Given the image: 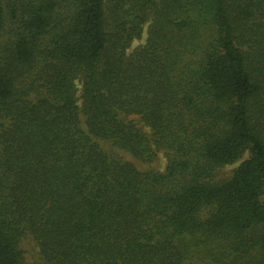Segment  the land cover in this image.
I'll return each instance as SVG.
<instances>
[{
    "label": "trees",
    "instance_id": "16d2710c",
    "mask_svg": "<svg viewBox=\"0 0 264 264\" xmlns=\"http://www.w3.org/2000/svg\"><path fill=\"white\" fill-rule=\"evenodd\" d=\"M25 240L264 264V0H0V264Z\"/></svg>",
    "mask_w": 264,
    "mask_h": 264
},
{
    "label": "rangeland",
    "instance_id": "374dc122",
    "mask_svg": "<svg viewBox=\"0 0 264 264\" xmlns=\"http://www.w3.org/2000/svg\"><path fill=\"white\" fill-rule=\"evenodd\" d=\"M144 40H145V35L143 36V38L141 40L134 42L132 47H136V46L141 45L144 42ZM79 96H80V84L77 83L76 84L77 105L80 104V100L78 99ZM123 158L126 161L133 163L136 166V168L140 171H144V170L146 171L149 169H153V170H157V171H163L165 168V164H166L165 159H164L162 154H159L157 159L153 163L148 164V165H141L139 163H136L131 158H129L128 156H125V155L123 156ZM240 162L241 161L237 162L234 165L226 167L224 169V173L226 175H228L231 170H233L236 166L239 165ZM21 248L24 250L25 260H26L27 264H35L38 260V250H37L36 246L33 244V242L30 240H25L21 243Z\"/></svg>",
    "mask_w": 264,
    "mask_h": 264
}]
</instances>
